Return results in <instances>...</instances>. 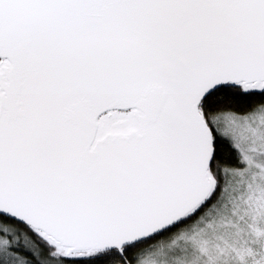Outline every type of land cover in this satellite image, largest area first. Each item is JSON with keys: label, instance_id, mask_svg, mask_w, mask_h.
I'll use <instances>...</instances> for the list:
<instances>
[{"label": "snow or ice", "instance_id": "obj_1", "mask_svg": "<svg viewBox=\"0 0 264 264\" xmlns=\"http://www.w3.org/2000/svg\"><path fill=\"white\" fill-rule=\"evenodd\" d=\"M0 264H264V0H0Z\"/></svg>", "mask_w": 264, "mask_h": 264}]
</instances>
